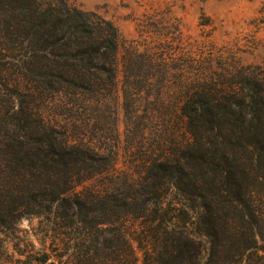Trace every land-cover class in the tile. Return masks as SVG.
Segmentation results:
<instances>
[{
    "label": "trees",
    "instance_id": "trees-1",
    "mask_svg": "<svg viewBox=\"0 0 264 264\" xmlns=\"http://www.w3.org/2000/svg\"><path fill=\"white\" fill-rule=\"evenodd\" d=\"M119 54L69 0H0V60L28 84L2 114L0 226L44 215L50 239L26 264H264V64L174 83L166 51Z\"/></svg>",
    "mask_w": 264,
    "mask_h": 264
},
{
    "label": "rangeland",
    "instance_id": "rangeland-1",
    "mask_svg": "<svg viewBox=\"0 0 264 264\" xmlns=\"http://www.w3.org/2000/svg\"><path fill=\"white\" fill-rule=\"evenodd\" d=\"M69 3L113 24L120 38V60L128 46H136L140 51L146 48L166 51L175 67L171 70L174 76L170 82L186 81L193 74L214 81H229L231 76L227 70L235 66L264 64V0H69ZM191 54L197 58L194 64L197 71L189 65ZM10 64L0 60V81L6 79L9 84L7 91L0 92L3 104L0 127L3 112L14 101L16 87L24 91L28 85L25 78L18 76L19 66L9 68ZM118 78L121 79V72ZM118 100L117 129L123 138V114ZM39 104L43 105L44 113H50L57 120L68 115L57 101ZM95 122L101 128L94 130L96 134L112 137L108 119L97 116ZM0 141H5L1 133ZM126 159L121 151L118 165ZM23 201L17 197L16 205H23ZM13 206L5 205L0 219ZM46 221L44 215H25L15 222L5 221L0 226V264H26V257L48 247ZM137 253L140 256L138 249Z\"/></svg>",
    "mask_w": 264,
    "mask_h": 264
}]
</instances>
